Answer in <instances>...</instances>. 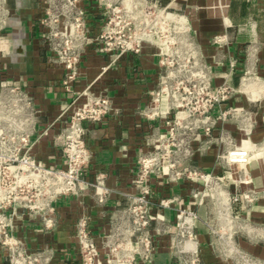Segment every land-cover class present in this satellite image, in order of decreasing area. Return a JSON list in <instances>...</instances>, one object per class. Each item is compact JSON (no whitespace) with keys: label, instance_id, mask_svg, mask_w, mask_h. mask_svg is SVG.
<instances>
[{"label":"built area","instance_id":"built-area-1","mask_svg":"<svg viewBox=\"0 0 264 264\" xmlns=\"http://www.w3.org/2000/svg\"><path fill=\"white\" fill-rule=\"evenodd\" d=\"M86 2L39 0L34 14L49 58L65 69V98L56 119L65 122L56 135L63 156L61 166L47 165L34 154L40 110L26 82L3 72L0 75V248L9 264L52 263L56 248L28 246L15 232V219L25 214L39 216L44 230H54L60 221L56 203L69 195L77 196L84 207L75 222L80 264H154L156 238L160 235L167 237L174 259L171 264H210L202 252L203 228L215 237L221 255L232 264H264V258L235 238L248 231L264 233V223L254 224L240 212L249 210L264 194L249 186L253 179L246 168L253 160H262L264 166V139L253 138L260 107L235 101L242 95L252 104L262 103L264 118V93L258 97L245 91L248 83L264 85V76L257 70H247L238 86L227 76L213 84V67L196 50L186 10L153 0H99L98 12ZM99 13L102 24L92 33L93 15ZM10 17L7 0H0V61L11 52L7 30ZM92 42L97 43L98 51L111 53L113 61L127 51H141L143 44L150 42L157 46L166 66L160 88L144 111L148 118L164 120L165 128L147 142V150L139 153L131 189L124 193L126 202L119 203L109 215V229L103 236L105 260L85 198L92 196L103 206L113 188L107 183L106 171L96 172L92 179L86 177L94 156L88 134L91 127L115 112V107L105 91L74 87L81 76L82 56ZM182 46L188 53L184 65L179 53ZM236 62L231 59L232 70ZM180 66L189 68L182 72ZM226 123L236 125L239 137L226 129ZM212 143L219 146L220 173L189 163L198 149ZM163 180L191 184V205L177 208L174 217L166 216L163 209L172 207L179 198L158 196L156 185ZM207 204L214 209L215 223L200 214V208Z\"/></svg>","mask_w":264,"mask_h":264},{"label":"crops","instance_id":"crops-1","mask_svg":"<svg viewBox=\"0 0 264 264\" xmlns=\"http://www.w3.org/2000/svg\"><path fill=\"white\" fill-rule=\"evenodd\" d=\"M39 0H7L10 8L11 52L0 61V75L23 79L27 89L34 96L39 114L37 116V142L34 154L47 165H62L61 148L56 135L64 121H56L65 98L62 78L65 69L49 58L50 52L42 44L34 14ZM162 6H176L186 10L192 24L196 50L202 59L213 67V84L222 82L225 76L238 86L247 70H257L264 76V0H153ZM91 10L101 11L99 0H87ZM102 15H93L92 33L102 24ZM223 37L217 40L216 37ZM156 45L145 42L141 51L125 52L112 60V54L98 51L97 43H89L80 63L81 76L75 81V89L90 86L95 92H107L112 98L115 112L104 121L89 129L88 142L93 150V159L87 167L86 177L92 179L96 172H107V183L113 188L109 201L101 206L92 196H86L85 207L92 216V229L105 260L103 236L109 229V215L119 203L125 204L124 193L131 189L130 179L135 170L138 155L147 150V142L153 135L165 128L161 118L152 119L144 115L153 93L160 88L166 66ZM236 59L235 68L230 61ZM235 101L252 105L258 110V124L253 132L256 141L264 139V118L262 103H250L239 95ZM226 129L239 137L236 125L226 123ZM218 130H216L217 132ZM219 146L212 143L198 149L191 157V165L220 173L222 167L217 161ZM253 182L249 185L264 191V166L262 160L247 164ZM248 185H244L247 187ZM191 184L182 180L168 184L164 180L156 185L158 196L176 195L170 208L163 211L174 217L177 208L190 206ZM57 210L60 221L56 229L46 231L39 216L19 215L15 219V232L23 237L33 249L52 245L56 256L51 264H80L76 248L75 222L84 207L75 195L58 199ZM203 219L215 223L211 204L200 208ZM254 224L264 223V194L255 200L249 210L240 211ZM202 252L210 264H232L221 255L214 236L202 230ZM236 240L255 255L264 258V233L248 231L235 235ZM214 241V243H213ZM174 262L166 236H157L154 264ZM0 264H9L0 248Z\"/></svg>","mask_w":264,"mask_h":264},{"label":"bare ground","instance_id":"bare-ground-1","mask_svg":"<svg viewBox=\"0 0 264 264\" xmlns=\"http://www.w3.org/2000/svg\"><path fill=\"white\" fill-rule=\"evenodd\" d=\"M245 91L249 93L251 96H258L264 93V85L261 87L257 86L255 83H248L246 85Z\"/></svg>","mask_w":264,"mask_h":264},{"label":"rangeland","instance_id":"rangeland-1","mask_svg":"<svg viewBox=\"0 0 264 264\" xmlns=\"http://www.w3.org/2000/svg\"><path fill=\"white\" fill-rule=\"evenodd\" d=\"M122 0H116L117 3H121ZM183 47V46H182ZM170 52V51H169ZM180 53V62L181 65H184L183 61L186 60L187 58V50L183 48H180L179 50ZM197 59H199V57L197 56ZM177 69H179V66H176ZM189 67L188 66H180V69L182 70V72L186 71Z\"/></svg>","mask_w":264,"mask_h":264}]
</instances>
